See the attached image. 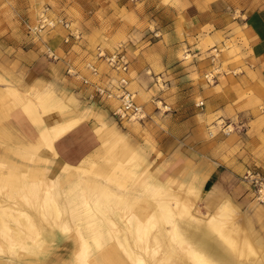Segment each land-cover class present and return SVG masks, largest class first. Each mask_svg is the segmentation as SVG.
Returning a JSON list of instances; mask_svg holds the SVG:
<instances>
[{
    "label": "rangeland",
    "instance_id": "rangeland-1",
    "mask_svg": "<svg viewBox=\"0 0 264 264\" xmlns=\"http://www.w3.org/2000/svg\"><path fill=\"white\" fill-rule=\"evenodd\" d=\"M138 1L140 0L136 2ZM169 1L170 0L167 2ZM119 2L118 7L115 6L114 0H0V25L2 22H5L7 28L10 30L7 33L8 37H6L9 41L18 42L23 49H34L46 59L57 62L60 59H64L63 53H58L59 55L56 53L58 57L56 60L47 57L45 54L46 46L52 47L50 42L48 43V37L54 35L59 30H65L59 25L49 32H39L35 30L34 27L37 24L38 16L42 10L46 9L47 14L51 18L65 17L71 23V26L75 27L74 29L77 28L76 30H78L81 35L78 40L80 41L84 38L82 37L84 32H82V27L79 23H74L75 19L76 21L79 19L82 20V22L84 21L83 24L91 28L92 26L98 27L101 25L99 23L103 21L102 18H107L102 16L100 10L98 12L90 10L89 13L86 12V14L83 15L79 11V6L81 5L82 8L87 10L88 7L94 5L100 7L101 5L107 9L106 12L108 13L122 9L119 17L117 16L118 14L110 16L112 19L107 16L109 18L105 22L110 23L108 27H112L113 21H117L118 19H121V21L126 20L127 24H133L134 22L131 19V7L133 6V2L130 3L128 0H120ZM126 3L127 5L124 7L123 5ZM258 5H260V8H263L264 0H259ZM11 8H13L12 13L9 14L8 11ZM108 27H105L107 30L104 31V34H106L104 40L110 41L113 39L116 47L115 50L121 44L125 46L129 60L131 57L134 61V57L148 48V45H145L141 47L140 50H137V46L133 41H141L138 30L132 29L129 34H127L123 29L116 28L115 30L114 28ZM150 28L154 30L156 26ZM3 39H5V37L1 35L0 43ZM241 39V44L237 39H235V42L233 40H223L222 44L219 43L215 47L203 46L200 44V41L196 45L198 47L194 45H183L181 51L178 53L181 67L176 70L174 74L169 76L147 70L146 74L149 77L148 79L151 80L149 84L152 90L150 92L151 98L148 102L149 107L147 103L138 101L143 106L144 112L147 115V118L143 121L120 123L111 115L112 119L108 122L105 121L104 116L93 112L94 110L92 111L93 113H91L90 110L86 108L89 118L93 117L97 123L100 122L99 120L102 121V124L100 122L98 128L102 132L103 139L100 138V145H98L95 151L87 157L86 160L80 162L81 168H88L89 170L87 172L85 171L81 178L79 177L81 173L79 174L76 170L64 169L59 165L58 167L55 166L52 168L53 162L50 160L45 158L38 159L36 155L41 153L40 151L46 150L45 148L35 151L30 148H11L12 145H15L14 143L17 142V140H15V138H3V135H0V137H2L0 138V157L2 155L4 158L9 159L12 164V168L10 169H13V171L18 174L22 167H34L39 168V170L45 169V174H47L52 181L50 188L46 191L50 195L48 200L50 203L57 204L61 210L58 219L47 211L44 213L45 215L42 216L40 210L44 203L42 195L45 193L40 192V195H37L28 188L24 190L22 180L17 178L13 180L10 179L7 171L9 169L6 165L8 161H3V163L0 162V202H10L20 205L22 209L30 214L36 228H38L40 232H43V234L41 233L39 236L42 244L36 243L29 251L19 248L22 251L19 250L21 253L17 254L10 252L6 247H1L4 251L0 250V264H81L76 258L79 251L77 250L78 235L74 224L79 223L80 227L84 229L83 224L86 223L87 216L85 214V209L92 204L93 198L96 197L102 199V207L106 212L104 216H102L101 221L102 236L100 243L95 245V240L89 238L90 243L93 245V252L90 256L92 259L88 258L90 264H92L91 261L93 259L100 258L101 256L102 264H112L106 254L110 243L115 240L113 237H115L116 232L110 228L111 225L108 224V218H112L119 224V227L126 228V226L130 225L131 229H135H132V231L128 233V236L131 234L129 236V244L130 242L132 243L130 245L128 244V246L134 248L137 253H142L140 254L142 257L146 255L145 258L143 257L145 261L147 258L145 264H177L178 262L181 264H190V260H188L189 256H187L188 253H184L185 256H183V252L177 249L178 245L175 240L166 237L161 238L163 239L162 241L159 238L160 241L158 239L156 243H154V241H152L153 238L148 236V243L140 241L138 238L135 226L138 225L137 222L139 220H146L149 215L148 211L152 207V204L157 201L156 199L154 200L149 196H144L142 198L143 200L138 201L139 203L132 201L127 205L120 203L118 207L115 205H110V207L108 205V197H106L105 193L102 192L101 194L100 189L91 190L88 187L89 185L102 187V182L104 180L102 176L108 170L109 161L111 158L115 157L114 155H117L116 157L123 155L124 159H126L125 161H127L130 156H133L136 152L142 154L145 164L150 167L151 171L157 174L160 172L166 174L168 179L171 180L170 184L175 186L173 190L175 194L185 196L188 187L192 184L196 185L197 189H192L190 192L198 195V200L195 205L199 209V214L203 219L206 220V218L213 213L214 207L217 204L219 205L223 201H226L229 208L234 212V218H236L235 220L239 226L242 228L247 227L246 229L249 228L250 230L254 229L255 232H260L257 241H259L263 249L264 226H262V223L264 221L260 223L259 220L261 219L259 217H264V210L262 212L259 210L261 207L264 208V202L258 198L259 195L256 192V187L244 182L242 176L249 168L264 170V79L258 78L256 73L252 71L253 67L249 63L250 49L248 51V42L242 34ZM151 45L152 43L149 44V46ZM96 48L97 46L94 48V53L96 52ZM101 48L107 52L103 47ZM160 50L161 48H157L154 52L156 53ZM179 62L176 66L179 65ZM102 64L108 69L104 62H102ZM63 73L68 77L65 69ZM65 76H63L60 82L51 83L49 81L46 82L47 84L42 83V86L38 87H35L34 84H24L23 81L17 79L6 82L0 78V88L2 86L6 88L4 99L0 97V106H4L9 112L11 109L15 111L20 110L19 107L23 108V103L32 100L29 93L33 94L35 90L47 88L57 93L59 97L56 108L47 112H43L39 109L34 111H39L43 118L46 115L56 116L58 114L64 117L68 106L74 104L73 99L67 97L68 92L67 94L64 92L67 86L66 79H64ZM225 77L227 81L231 82H229L228 86L222 83ZM199 82L202 83L203 87L206 86V84L211 86L215 85V93L213 95L209 94L211 96L206 95L202 98V95L205 93L202 94L201 92L200 94L201 88L198 87ZM69 95L73 96L72 94ZM76 98L78 99V97ZM224 98L226 99L225 104L219 105ZM136 99L138 100L137 95ZM207 99L213 101L215 105L214 110H209L207 108L205 102ZM200 102H203L202 106L198 105ZM208 113H211V115L209 114L210 116H208ZM168 114L171 118L166 117ZM107 118L109 119V117ZM109 124L114 125L117 134L108 130L107 127ZM132 124H137L138 127L134 129ZM198 125H201L200 136L203 137L201 138L202 143L209 147V153L213 150L211 156L214 157L215 161L224 162L233 169L237 166V169L239 168L240 170L235 175L238 180L233 183L230 181L228 190L224 192L222 191V187L225 177L221 182L217 181L216 185H212L210 190H208L209 188L207 187L205 191H203L204 189L202 190L201 187L203 181L206 179V174H198L199 176L193 175L195 180L190 179L186 181L183 179V176H174L171 174L170 167L163 168L164 159L161 152L162 150H168L170 146L169 143L174 139L177 140V138H172L173 134H178L177 136L191 134L192 130ZM164 133L171 138H155V135L161 136ZM178 139H180L178 141H183L186 138ZM32 141L33 139L30 140L29 138V142L23 143L24 145L29 143L27 145L29 146ZM18 144L19 143L16 145ZM24 151L32 153L33 157L29 154H24ZM120 162H123V160ZM133 162H136V159L130 161V163ZM15 165H19L20 168ZM129 180L130 178H126V180L121 179L120 182L123 184L125 183V186H131L133 183L139 184L137 180ZM120 182L118 184H120ZM177 182H181L183 186L177 187ZM38 184H41V182ZM118 184L110 183L111 187L116 189L119 188ZM29 192L33 193L31 194ZM154 204L158 203L156 202ZM55 219L56 221L59 220V222L61 220L69 221L67 232H63L59 222H55ZM154 220L155 219H150L149 217V220L147 222L145 221L146 227L148 228L153 225ZM157 224L169 225L167 220H161V218L157 219ZM158 225H156V227ZM121 232L124 233L123 231ZM86 234L88 233L86 232ZM149 235H151V232ZM0 238L2 241H5L3 236L0 235ZM131 238L133 241H131ZM27 240L31 243V238H27ZM208 240L211 244L216 243L217 245L219 243V239L214 233H212L210 237L208 236ZM162 244L165 245L163 246ZM145 245H147V248ZM218 245L217 247H219ZM158 246L160 249L156 248ZM105 247L107 249H105ZM168 247H170V251L171 249H175V251H172L173 257L169 256L170 260L166 261L163 256L166 254ZM103 248L104 250H102ZM147 249L148 251H146ZM140 250H144V252ZM114 251L118 255L122 254L119 247H115ZM163 251H166L165 254ZM154 254H156V256ZM174 254L176 255L175 258ZM122 256H124V260L127 264H135L125 253L124 255L122 254ZM148 256L151 258H148ZM149 259L150 261L152 259L153 262L148 261ZM171 259H177L178 262L175 260L172 261ZM126 262L123 263L126 264Z\"/></svg>",
    "mask_w": 264,
    "mask_h": 264
},
{
    "label": "crops",
    "instance_id": "crops-1",
    "mask_svg": "<svg viewBox=\"0 0 264 264\" xmlns=\"http://www.w3.org/2000/svg\"><path fill=\"white\" fill-rule=\"evenodd\" d=\"M119 1L120 0H114L115 6L119 7ZM167 1L168 0H140L138 2H133V6L131 7V19L134 23L127 24L126 20L121 21V19H118L117 21H113L112 27H108L110 23L105 21L113 15L118 14L117 16L119 17L122 9L108 13L106 12L107 9L101 5L100 7L96 5L88 7L87 10L80 5L79 11L81 14L85 15L86 12L89 13L90 10L93 12H98L100 10L102 16L107 19L102 18V23H99L101 25L98 27L92 26L91 28L83 24L84 21L82 22L80 19L76 21L75 19L74 23H79L82 27V32H84L82 34L84 38L80 41L71 38L69 42H64L63 39L67 36L68 30H65L66 32L59 30L54 35L48 37V43L50 42L55 52L57 54L63 53L64 59H60L57 62L46 59L34 49L25 50L21 47L20 43L9 41L6 37H8L7 33L10 30L7 28L6 23L2 22L0 25V37L3 35L5 39L0 43V78L6 82L17 79L23 81L24 84H34L35 87H38L42 86V83L47 84L46 82L49 81L51 83L60 82L63 76H65L63 72L68 64L76 68L81 75L88 76L89 74L84 66L87 61L95 59L94 48L96 46L103 47L107 53H113L115 51L116 47L114 40H104V38H106L104 31L107 30L105 27H108L114 28L115 30L116 28L123 29L127 34H129L132 29L138 30L141 41H133L137 46V50L148 45L147 49L134 57V61L130 57V65L125 75L128 79L129 90L138 97L136 101L147 103L148 107L152 87L149 84L151 80L148 79L149 77L146 71L150 70L153 71V73H163L165 76L174 74L176 70L181 67L178 53L181 51L182 46L194 45L198 47L196 45L199 41L201 45L206 47H215L219 43L222 44L223 40H233L235 42V39H237L241 44L242 34L249 45V63L253 67L252 71L256 73L258 78L264 79V7H259V0ZM128 2L132 3L131 1ZM126 5L127 3L123 6L125 7ZM12 9L13 8L8 11L9 14L12 13ZM110 19H112V17H110ZM151 24L152 26H156L154 30L150 28L152 27ZM74 28L75 27L72 29ZM151 43L152 45L149 46ZM157 48H161V50L155 53L154 51ZM178 62L179 65L176 66ZM100 67L104 75L107 74L111 76L108 73V69L105 68L102 63H100ZM64 79H66L67 85L64 92L66 94L68 92L67 97L72 98L74 101V104L68 106V108L76 106L77 111H82L86 113L87 116L86 108H88L91 113L96 112L104 116L105 121H111L110 107L105 105H103V107L96 106L90 103L85 98L86 90L80 81L78 82L77 79L70 76H65ZM108 79L115 81V79L108 76L104 77V81ZM229 82L230 81L226 80V77L225 80L222 81L226 86L229 85ZM198 84V87L201 88L200 94L201 92L202 94L205 93L202 95V98L209 94L213 95L216 91L215 85L211 86L206 84V86L203 87L201 82ZM5 89L4 86L0 88V97L3 99L5 97ZM48 90L59 100L57 93L53 92L51 89L44 88L41 91ZM36 91L37 90L34 92ZM29 95L30 98H32V93H29ZM76 97H78V99ZM225 100V98L224 100L222 99V103L219 105L225 104ZM205 102L209 110H214L215 105L213 101L207 99ZM19 109L20 110L16 111L11 109L9 112L4 106H0V135H3V138H15L17 142L14 144L28 142L29 138L30 140L37 138L39 134L38 127L43 120L45 124L52 125L64 119L67 113H65L64 117L58 114L56 116L46 115L43 118L41 114H39V111H34L35 117L33 118L32 116H34V114L26 113L24 108L19 107ZM209 114L211 115V113L207 115L210 116ZM107 117H109V119ZM166 117L171 118L169 114L166 115ZM40 120H42V122H40ZM99 121L102 124V121ZM100 122L97 123L93 117L85 120L79 126L71 129L68 133L55 141L54 146L57 156H53L47 150H43L40 153L42 155L41 158L53 162L52 168L55 166L58 167V165L61 166L66 162L71 164L80 163L83 158L89 157L100 144V138H98L94 132V129L100 126ZM132 125L134 129L138 127L137 124ZM200 126L201 125L196 126L195 129L192 130V133L188 135L184 134L177 136L178 134H173L172 138H177V140L174 139L169 143V149L162 150L161 152L164 159L163 168L170 167L171 174L174 176H183V179L186 181L190 179L193 180V175L199 176L198 174H206V179L203 181L201 187L202 190L204 189L203 191H205L207 187L209 188L208 190H210L212 185H216L217 181L221 182L225 177L222 187V191L224 192L228 190L230 181L233 183L238 180L235 175L240 170L239 168L237 169V166L233 169L224 162L215 161L214 157L211 156L213 150L209 153V147L202 143L201 138L203 137L200 136ZM155 138L171 137L164 133L161 136L155 135ZM178 138L186 139L178 141L180 140ZM263 210L264 208L261 207L259 211L262 212ZM262 217L263 216L259 217L261 219L259 220L260 223L264 221V217ZM262 226H264V222ZM248 231H251L258 240V234L260 232H255L254 229L250 230L249 228Z\"/></svg>",
    "mask_w": 264,
    "mask_h": 264
},
{
    "label": "bare ground",
    "instance_id": "bare-ground-1",
    "mask_svg": "<svg viewBox=\"0 0 264 264\" xmlns=\"http://www.w3.org/2000/svg\"><path fill=\"white\" fill-rule=\"evenodd\" d=\"M32 98V100L23 103V108H26L24 109V111L26 113H31L32 115L34 114V110L38 109L42 110L43 112L54 110L59 102L55 95L50 93L49 90L41 91L38 89L32 94ZM66 112L67 113L64 119L52 125H47L44 123V120L43 122L42 120H40V122L42 123H40V126L38 127L39 134L37 135V138L33 139L32 143L29 146H27L29 143L27 145H24V143H19L18 145H12L11 148H30L33 149V151L45 148L53 156H57V152L54 146L55 141L64 136L71 129L79 126L82 122L89 119L86 113L77 111L76 106L68 108ZM32 117L34 118L35 114ZM135 121L138 122V120ZM107 128L110 132H114V134H117L114 126L108 125ZM94 132L98 136V138H102V132L99 128L94 129ZM24 152V154H29L33 157L32 153L28 151ZM114 156L115 157L111 158L109 161L110 164H108V170L106 169L107 171L102 176V178L104 179L102 182V187L91 186L89 184L88 187L91 190L100 189L101 194L102 192L105 193L106 197H108L109 206L115 205L118 207L120 203H124L125 205H127L132 201L138 202L143 200L142 198L144 196H149L152 199L157 200L156 202L158 204H154L156 202L152 204V207L148 211L149 215L146 220L141 215L144 220H139L137 222L138 225L135 226L137 230V236L140 241L149 243V241H147L148 236L150 238H153L152 241H154V243H156L159 238L161 239L167 237L171 240H175L176 244L178 245L177 249H180L183 254L188 253L187 256H189L188 260H190V264H264V248H261L259 241H257L256 236H254L251 231H248V229L243 227L245 229L244 230L241 226L238 225L235 220L236 218H234L235 214L229 208V205L226 203V201H223L219 205L217 204L214 207L213 213L209 215L205 220L199 214L200 211L195 205L196 201L198 200V195L190 192V190L192 189H197L196 185H190L185 196H180L173 192L175 186H172L170 184L171 180L168 179L164 172H160L159 174H157L151 171L150 167L145 164L141 153L136 152L133 156H130L129 160L127 161H125L126 159H124L123 155H121L120 157H116L117 155ZM1 157L0 162L3 163V161H8L6 165L9 169L7 171L10 179L13 180L17 178L19 180H22L24 190L28 188L30 191H33L34 194L37 195H40V192L45 193L44 195H42V200L44 203L40 210L42 216L45 215L44 213L47 211L56 219H58V215L61 210L57 204L50 203L48 200L50 198V195L46 191L50 188L52 181L47 176V174H45V169L39 170V168L34 167H22L21 171L18 174L17 172H14L13 169H10L12 168V164L9 159L4 158L2 155ZM36 157L38 159H41L42 155L39 153L36 155ZM132 159H136V162L130 163ZM84 160H86V157L81 161ZM121 160H123V162H120ZM15 166L20 168L19 165ZM61 166L64 169H73L76 170L79 174L81 173V175H79L80 178L85 173V171H89L88 168H81L80 163L71 164L66 162ZM126 178H130V180L133 181L137 180L139 184L133 183L131 184V186H125V183L123 184L122 182H120V180H126ZM39 182H41V184H38ZM119 182L120 184H118ZM110 183L118 184L119 188L121 189L112 188ZM182 186L183 185L181 182H177V187ZM33 192L29 193L32 194ZM105 212L106 210L104 211V208L102 207V199H100L99 197L93 198L92 204L85 209V214L87 216L86 223L83 224L84 229L80 227L79 223L74 224L76 226L78 235L77 250L79 251V254L76 255V258L81 264H90L88 258L92 259V257L90 256L93 252V245L90 243L89 238L95 240V245H98L100 243L102 236L101 221L102 216H104ZM149 217L150 219L153 218L155 220L153 222V225L147 228L145 221L147 222L149 220ZM159 218H161V220H167V223L169 225H158L157 219ZM56 219L55 222H59V220L56 221ZM108 224L111 225L110 228L116 232L115 237H113L115 238V240L110 243L106 254L107 258L111 260V263L125 264L123 263L126 262L124 260L125 258L124 256H122V254L124 255L125 253L128 258L130 257V259L134 261L135 264H145V262L147 261V258L146 261L144 259L146 255L143 256V258L140 255L142 253L139 254L136 252V250H134V248L128 246L129 236L131 235L130 234L128 236V233H130L132 229H135H131L130 225L126 226V228L119 227V224H117L112 218H108ZM59 225L62 227L63 232H67V228H69V221L61 220L59 222ZM156 225L158 226L156 227ZM121 231H123L124 233H122ZM86 232L88 234H86ZM150 232L151 235H149ZM41 233L43 234V232H40L38 228H36L30 214L26 210L22 209L20 205L12 204L10 202H0V235L3 236L5 240L2 241L0 238L1 251H4L1 247H6L10 252H14L17 254L21 253L20 251L22 250L20 249L29 251L36 243H41L39 237ZM212 233L216 234L217 238L219 239V243L217 242L219 245H217L220 248L217 247L216 243L211 244L209 242L208 236L210 237ZM27 238H31V243L28 242ZM162 240L163 239H161V241ZM131 241H133L132 238ZM130 244L132 243L130 242ZM165 244L162 245L164 246ZM106 247L105 249H107ZM115 247H119L121 249L122 254H120L119 252L121 256L114 251ZM145 247L147 248V245H145ZM156 248H159V246ZM169 248L170 247L167 248V252L165 251L166 254L163 251L165 254L163 258H165L166 261L170 260L169 256L173 257L172 251H175V249H171L170 251ZM102 250H104V248ZM219 250L222 252H220ZM146 251H148V249ZM142 252H144V250ZM178 252L180 253L179 250ZM185 254L183 256H185ZM154 255L156 256V254ZM175 256L176 255L174 254V258ZM101 257L93 259L91 263L102 264ZM148 258L151 257L148 256ZM148 261H150V259ZM151 261L153 262L152 259ZM175 261H177V259Z\"/></svg>",
    "mask_w": 264,
    "mask_h": 264
},
{
    "label": "built area",
    "instance_id": "built-area-1",
    "mask_svg": "<svg viewBox=\"0 0 264 264\" xmlns=\"http://www.w3.org/2000/svg\"><path fill=\"white\" fill-rule=\"evenodd\" d=\"M136 2L137 0H128ZM61 26L68 30L64 42H69L71 38L79 40L81 35L76 29H72L71 23L65 17L51 18L46 9L42 10L38 16L35 30L49 32L56 26ZM45 54L48 58L56 60L57 54L54 48L46 46ZM104 62L108 67V73L103 74L100 63ZM130 65L125 46L122 44L113 53H107L101 47L96 48L95 59L85 63L88 76L81 75L72 65L66 66V73L70 77L79 80L85 88V98L98 106L105 105L110 107L111 115L120 123L132 122L135 120L143 121L147 118L143 106L136 101L134 93L128 88L126 73ZM108 76L115 81L104 77ZM114 102V103H113ZM198 105L202 106L203 102ZM242 180L256 187L259 199L264 202V170L249 168L242 176Z\"/></svg>",
    "mask_w": 264,
    "mask_h": 264
}]
</instances>
